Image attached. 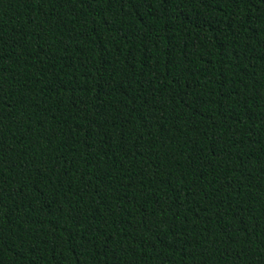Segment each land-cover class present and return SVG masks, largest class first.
I'll return each mask as SVG.
<instances>
[{"label":"trees","instance_id":"trees-1","mask_svg":"<svg viewBox=\"0 0 264 264\" xmlns=\"http://www.w3.org/2000/svg\"><path fill=\"white\" fill-rule=\"evenodd\" d=\"M0 264H264V0H0Z\"/></svg>","mask_w":264,"mask_h":264}]
</instances>
